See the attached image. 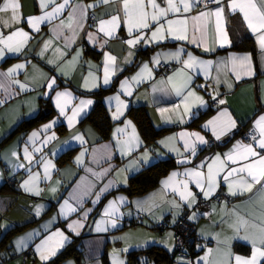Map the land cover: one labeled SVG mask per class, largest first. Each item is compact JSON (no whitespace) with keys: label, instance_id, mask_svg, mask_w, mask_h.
Wrapping results in <instances>:
<instances>
[{"label":"crops","instance_id":"obj_1","mask_svg":"<svg viewBox=\"0 0 264 264\" xmlns=\"http://www.w3.org/2000/svg\"><path fill=\"white\" fill-rule=\"evenodd\" d=\"M60 2L62 0H57V3ZM228 2L229 0H225L224 26L229 43L224 47H220L215 41L210 25L205 43L200 46L171 38L158 43L152 42L151 30L144 29L145 39L130 48L126 41L132 37L129 36L123 22L113 38L97 33L102 20H108L118 14L116 3L74 0L59 19H66L75 5L82 7L94 5V7L87 9L82 20V28L77 30L74 41L69 43V37L72 36L69 30L60 29L59 36L54 31L59 19L41 24L39 32L33 31L26 20L42 14L39 0H20L24 18L22 22L11 29L0 28L4 34L22 28L31 37L19 53L6 52L3 59H0V101H2L0 103V242L9 230L15 227H27L14 233L0 249V264L47 263L74 239H79L80 258L78 261L71 258L62 264H114L112 253L116 250L120 252L119 260L126 264L129 252L150 246H157L172 254L175 248L173 246V250H170V244L175 239L172 226L187 210L191 211L189 220L195 225L199 239L198 244L195 245L196 254L191 264H201L200 258L206 255L208 249H213L214 252V256L210 259L219 258L216 256V250L225 249L226 246L230 247L234 255L251 256V244L243 239L234 238L236 233L230 225L238 216L249 221L254 220L256 223L264 218V200L260 198V193L254 189L253 193H245L242 196L229 195L222 173L217 178L219 186L215 194L205 199L195 183L183 175L191 170H201L206 173V165L211 163L215 156L220 155L223 158L238 142L252 143L244 139L243 134L248 130L253 131L254 121L259 115H264V52L260 49L257 34H253L248 29L241 13L233 12L226 7ZM157 3L161 7H167L166 0L161 2L157 0ZM216 7L218 6L215 4L212 8L202 9L196 4L191 12L184 15L191 18L200 11ZM47 10H51V6ZM177 18L176 15L169 14V19ZM155 27L156 25H153V30ZM191 34V19H189V35ZM89 35L94 38L89 39ZM245 35L253 40L257 52L256 64L250 52L231 49L233 43L239 42ZM196 38L199 40V33H196ZM48 40H51L52 44L45 51L44 43ZM66 43H68L67 47ZM205 47L209 50L205 51ZM181 49L183 54L179 59L168 55ZM77 53H79L78 58ZM106 53L116 57L110 74V83L107 85L103 83ZM188 54L206 64L211 62V67L205 69L200 65L185 69L183 61L188 59ZM245 55L251 56L254 74L251 76L241 74L242 78L237 80L232 71L230 57ZM157 57L159 63L154 62ZM224 62H228L227 67L224 66ZM18 64H24L25 67L18 70L14 77L4 75ZM145 64L148 65L151 76L144 73L139 83L134 82L133 78L141 73ZM160 65L168 66L169 70L159 71ZM181 71L183 75H177ZM93 77L96 79L93 80ZM49 78L56 81L51 90L47 87ZM169 78H172L173 83L178 87L187 81V88L184 91L191 90L205 101L204 105L200 106L194 97L189 98L191 111L190 114L183 115V122L180 121L177 113H184V105L181 97L172 90V85L167 84ZM13 80L25 84L26 89L21 90ZM85 80L89 84L87 88L84 86ZM125 81H128L127 90L131 95H126L121 90V85ZM94 83L98 86L93 87ZM102 90L109 92L100 98L87 95ZM65 91L71 93V99L66 114L62 116L56 107V93ZM117 96L126 107L123 108L120 119L114 120L112 116L116 112L118 102L115 97ZM213 96L216 99H213ZM220 99L225 103H218L216 106L212 104L214 100ZM81 100H91L92 104L88 105L70 126L67 117L72 115V109L79 106ZM98 100L103 104L112 123L106 139L101 138L98 129L92 123L85 121ZM46 104L50 105L51 109V115L46 120L27 131L17 133L1 144L19 124L36 117ZM176 105H180L179 109H176ZM135 107H145L152 125L156 128L171 129L158 137L153 144H146L134 121L127 116L129 109ZM161 109L172 111L162 114ZM222 111L229 113L236 121V127L217 140L211 129L204 126ZM200 115L204 116L199 118ZM53 121H55L53 127L47 132H41L34 144L29 141L33 132H40L45 125ZM127 121H131L141 142L139 147L134 145L131 154L122 153L121 145L117 143V140L124 141L132 135L130 128L126 129L123 135L116 133L117 128H125ZM53 133L56 138L45 145L44 139ZM181 133H198L207 143H197L196 154L193 156L185 151ZM76 136H82L84 143L81 144ZM171 137L176 139L169 140ZM226 137H229V140L221 145V141ZM161 141H168V147L161 144ZM25 147L32 153L31 163L24 159ZM34 148H40L41 151L36 152ZM170 148L175 150L170 151ZM145 151L148 152V163L140 160ZM68 152L72 154L65 160L63 157ZM81 153L84 155L81 156ZM167 158H173L177 168L167 173L156 187L140 196H128L121 191L128 186L133 176L154 162ZM42 159L50 161L55 166L49 170V179L44 178ZM185 159L190 162L180 163ZM202 164L205 167L201 168ZM20 165L24 166L20 167ZM173 172L178 173L175 181L177 187L181 182L188 181L189 190L196 197L191 205L181 200L179 192L163 187L162 182ZM37 173L40 176L37 181L39 195L26 192L22 187L30 175ZM7 181H13L15 187L10 188ZM53 188L56 189L54 192ZM121 198H124L123 203H120ZM200 200L208 202V211L205 214L194 211ZM113 201L117 202L119 209L112 217L116 220V227H112L107 222L110 218L103 215L104 210ZM192 216L196 219H192ZM102 220L105 221L102 227L106 230L97 231L96 225ZM76 222H80L83 226L71 231L69 225H75ZM160 225L165 226V229L158 232ZM57 232H62L67 239L62 242V247H57L54 256H50L47 261H41L37 248L48 237L53 238L50 244L56 245L60 240L55 235ZM245 234L252 235L254 230L249 229L248 233L242 231L240 236ZM218 240L227 242V245L218 243ZM240 246H246L248 252L246 254L239 252Z\"/></svg>","mask_w":264,"mask_h":264},{"label":"snow or ice","instance_id":"obj_2","mask_svg":"<svg viewBox=\"0 0 264 264\" xmlns=\"http://www.w3.org/2000/svg\"><path fill=\"white\" fill-rule=\"evenodd\" d=\"M73 2L74 0H62L60 3H57V0H39L42 14L29 17L26 22L33 31L39 32L41 24H44L45 22L51 23L53 20L59 19L64 14L66 8H69ZM100 2L103 4H118V14L113 15L108 20H102L98 26L97 33H103L105 37L113 38L117 29L123 22L127 27L129 36L132 37L126 41L130 48L145 39L143 33L144 29L151 30L150 40L152 42L158 43L167 38H171L173 40L188 41L200 46L205 43V36L210 25L215 41L220 47H224L229 43L227 31L224 26L225 0H166V8L161 7V5L157 3V0H100ZM200 3H203L206 9L208 3H214L218 7L215 9L200 11L198 15L191 18L184 15L185 13L191 12L193 7ZM49 6H51V10H47L49 9ZM92 7H94V5H87L86 7L75 5L72 7L66 19H59V24L56 29H54L56 35H61V32L59 31L60 29H67L72 33V36L69 37V43L74 41L77 30L82 28V20L86 15L87 9ZM226 7L233 12L238 11L242 14L243 20L246 22L248 29H250L253 34H257V41L260 49L264 52V0H229ZM149 9H151V11ZM119 13H122V15ZM169 14H174L178 18L169 19ZM23 19L20 0H0V28L11 29L14 25L20 24ZM189 19H191V36L189 35ZM153 25H156L154 30ZM196 33L200 34L199 40L196 38ZM93 38L92 35H89V39ZM29 39H31L29 33L22 28H16L8 34H4L3 31H0V59H3L6 52L19 53ZM51 44V40L46 41L44 43V50L46 51ZM65 46L67 47L68 43H66ZM208 50L209 49L205 47V51ZM182 54L183 50L181 49L178 52L170 53L168 55L173 56L175 59H179ZM129 55H131V53H129ZM78 56L79 53H77V58ZM115 62V56L107 53L105 54L103 78V83L105 85L110 83V74ZM154 62L159 63V57H157ZM49 63H51V61H49ZM230 63L232 65L233 74L236 75L237 80L242 78L241 74L245 76H251L254 74L251 56H232L230 57ZM227 64L228 62H224L225 67H227ZM183 65L185 69L200 65H203V67L207 69L211 67V62L206 64L203 61L197 60V58L191 54H188V59L183 61ZM24 67V64H18L14 68L9 69L4 75L14 77L15 73ZM144 73L151 76V71L147 64L143 66L141 73L133 78L134 82L139 83L143 78ZM177 75H183V71L177 73ZM95 79L96 78L93 77V80ZM13 83H17L21 90L26 89L25 84L19 83L15 80H13ZM55 83V79L49 78L47 87L51 90ZM167 84L172 85V90L182 99L184 113H177L181 122H183V115L190 114L191 101L189 98L194 97L195 101H198L200 106L204 105L205 101L203 98L197 96L195 92L191 90H188L187 92L184 91V89L187 88V81L178 87L173 83L172 78H169ZM84 86L86 88L89 87L87 80H85ZM92 86L96 87L98 85L94 83ZM229 87H231V85H229ZM127 89L128 81H125L121 85V90L126 95H131V92ZM70 99V92L65 91L56 93V107L59 109L60 115L64 116L66 114V108L69 106ZM115 99L118 103L112 119L119 120L123 115V108H125L126 105L120 101L119 96L115 97ZM213 99H216V97L213 96ZM0 103H2V101H0ZM218 103L224 104L225 101L220 99ZM91 104V100H81L79 106L72 109V115L67 117L69 125L71 126L80 113ZM175 107L176 109H179L180 105H176ZM169 111L172 110L161 109L162 114ZM54 123L55 121L45 125L40 132H33L31 137H29V141L34 144L35 140L40 137L41 132H47L53 127ZM204 127L210 128L213 136L219 140L221 136L228 134V132L236 127V121L231 118L227 111H222L215 119L208 121ZM129 128L132 131L131 137L124 141L117 140V143L121 145V152L126 154H131L134 151V145L135 147H139L141 143L131 121L126 122L125 128H117L116 133L123 135L126 129ZM55 138V134L53 133L52 135L47 136L43 143L46 145ZM75 138L79 140L81 144L84 143L82 136H76ZM175 139V137L169 138V140ZM181 139L184 141L185 151L190 152L193 156L196 154L197 143H207L204 137L200 136L198 133H181ZM250 139L252 143L244 144L238 142L223 158L220 155L215 156L211 163L206 165V173L201 170H191L186 171L183 175L189 177L191 181L195 183L205 199H208L215 194V190L219 186L217 178L223 173V180L227 184L229 195L242 196L245 193H253V190L255 189L256 192L260 193V198L264 200V115H259L254 121L253 132L250 135ZM160 143L165 147H168V141H161ZM169 150L173 151L175 149L170 148ZM34 151L39 152L41 149L34 148ZM13 155H16V153H13ZM83 155L84 154L81 153V156ZM24 159L29 161V163H31L33 159L32 153L29 152L27 147L24 149ZM140 160L143 163L149 162L147 151L143 153ZM77 162H80L79 157L77 158ZM187 162L190 161L187 159L180 161V163ZM41 163H43L44 167V178L49 179V170L55 166L51 164L50 161H44L43 159L41 160ZM23 166L24 165H20V167ZM200 167L203 168L205 165L202 164ZM177 175L178 173L173 172L168 179L162 182L163 187L165 189L171 188L174 192H179L181 200L191 205L195 202L196 197L189 190L188 181L181 182L179 187L176 186L175 181ZM39 179V173L30 175L29 179L24 181L22 187L26 192L39 195L40 189L37 187V181ZM55 190V188L52 189L53 192ZM123 200L124 198H121L120 203H123ZM65 204L67 205V201H65ZM176 206L179 207V205ZM118 210L116 201L111 202L104 210L103 215L110 218L107 222L112 227H116V220L112 219V217L116 215ZM72 211H75V209H72ZM37 213H39V209H37ZM191 218L196 219L195 216H192ZM104 223L105 221L103 220L98 222L96 230H106L102 227ZM82 226L83 225L80 222H76L75 225L70 224L69 229L71 231H76ZM230 227H232L233 231L236 233L234 238L243 239L251 244V256L242 257L234 255L231 252L230 247L226 246L225 249L218 248L216 250V256L219 258L215 259H210V257L214 256L213 249H208L206 255L200 258L201 264H261V262L264 261V218H262L259 223H256L254 220L249 221L246 218L238 216L236 221L231 224ZM249 229H253L254 234L240 236L242 231L248 233ZM77 234L79 233L77 232ZM55 235L60 238L56 245L50 244V241H52L53 238L48 237V239L44 240V242L37 248L41 261H47L50 256H54L57 247H62V242L67 239L62 232H57ZM218 243L227 245V242L225 241L218 240ZM125 251H127V249H125ZM114 264H123V261H120L117 258L114 259Z\"/></svg>","mask_w":264,"mask_h":264},{"label":"trees","instance_id":"obj_3","mask_svg":"<svg viewBox=\"0 0 264 264\" xmlns=\"http://www.w3.org/2000/svg\"><path fill=\"white\" fill-rule=\"evenodd\" d=\"M231 49L236 51L250 52L256 64L257 52L251 37L245 35L239 42H234ZM128 71L129 70H126V72ZM117 78H119V76ZM108 92H109L108 90H102L87 95L100 98L103 94H106ZM44 107L45 108H43L36 117L23 121L21 124H19L7 137L3 139L1 144L12 138L17 133L21 131H27L35 127L40 122L46 120L51 115V109H50V105L48 104H46ZM127 116L134 121L143 140L148 145L153 144L158 137L162 136L171 129L168 127L156 128L155 126H153L149 119L145 107L131 108L129 109ZM203 116L204 115H200L199 118ZM85 121L92 123L98 129L102 139H106L108 137L112 123L100 100L96 102L92 111H90L88 116L85 118ZM71 154L72 152H68L65 154L63 158L65 160L69 159ZM175 168H177V165L173 158L158 160L153 164H151L150 166H148L147 168L143 169L135 176H133L129 180L128 186L122 188L121 191L126 193L128 196L143 195L152 188L156 187L159 184L160 180L164 176H166L167 173H169L171 170ZM180 216L178 217V219L180 218ZM190 223L193 224L192 222ZM26 227L27 226L15 227L9 230L1 239L0 249H2L5 246L6 242L10 239V237L14 233H17ZM195 245L196 244H194L189 250L190 251L189 256L191 258H193V256L196 254ZM247 250L248 249L246 246H242V247L240 246L238 248V251L243 254H246L248 252ZM174 251H176V248H174ZM174 251L172 254H168L165 250L157 246H150L145 249L131 251L127 254L126 264H147L148 262L152 264H173L174 259H176V257L173 256V254L175 253ZM80 255H81V250L79 249V239H74L55 258L44 264H62L64 261L71 258L76 259L78 261ZM261 264H264V261H262Z\"/></svg>","mask_w":264,"mask_h":264},{"label":"built area","instance_id":"obj_4","mask_svg":"<svg viewBox=\"0 0 264 264\" xmlns=\"http://www.w3.org/2000/svg\"><path fill=\"white\" fill-rule=\"evenodd\" d=\"M214 6V3H208L207 8H212ZM199 7L202 9L205 8L203 3H200ZM89 20H91V18ZM168 70V66H159V71L166 72ZM212 104L216 106L218 104V100H214ZM252 132L253 131L251 130L246 131L243 134V138L248 141H251L250 135ZM6 183L10 188L15 187V183L13 181H7ZM194 211L199 214H205L208 211V202L200 200L195 206ZM190 213V210L184 211L180 218L175 221L174 225L172 226V231L174 233L176 248V251H174L175 253L173 254V256L176 258L186 259L191 263L192 258L189 256V250L194 244L199 241V239L198 236L195 234V226L189 222ZM164 229L165 226L160 225L157 231L160 232Z\"/></svg>","mask_w":264,"mask_h":264},{"label":"rangeland","instance_id":"obj_5","mask_svg":"<svg viewBox=\"0 0 264 264\" xmlns=\"http://www.w3.org/2000/svg\"><path fill=\"white\" fill-rule=\"evenodd\" d=\"M174 240L175 239H173V243L170 244V250L171 251L173 250V246H175ZM113 250H115V249L113 248ZM171 251H170V253H171ZM119 253L120 252L118 250H116L115 253H112L113 254V257H112L113 262H114V259H117V258L119 259V257H120ZM147 264H152V263L148 262ZM173 264H189V262L186 259L176 258V259H174V263Z\"/></svg>","mask_w":264,"mask_h":264},{"label":"water","instance_id":"obj_6","mask_svg":"<svg viewBox=\"0 0 264 264\" xmlns=\"http://www.w3.org/2000/svg\"><path fill=\"white\" fill-rule=\"evenodd\" d=\"M160 2L162 1V0H159ZM229 140V137H226L225 139H223L222 141H221V145L223 144H225V143H227V141Z\"/></svg>","mask_w":264,"mask_h":264}]
</instances>
